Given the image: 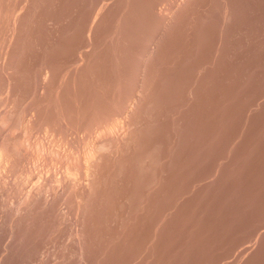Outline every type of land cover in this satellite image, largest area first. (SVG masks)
<instances>
[{"label": "rangeland", "instance_id": "374dc122", "mask_svg": "<svg viewBox=\"0 0 264 264\" xmlns=\"http://www.w3.org/2000/svg\"><path fill=\"white\" fill-rule=\"evenodd\" d=\"M0 36V264H264V0H0Z\"/></svg>", "mask_w": 264, "mask_h": 264}, {"label": "bare ground", "instance_id": "6f19581e", "mask_svg": "<svg viewBox=\"0 0 264 264\" xmlns=\"http://www.w3.org/2000/svg\"><path fill=\"white\" fill-rule=\"evenodd\" d=\"M0 37H1V36H0ZM5 39H6V38H5ZM2 40H3V39H2ZM0 44H1V43H0ZM1 45H2V44H1ZM10 51H12V50H10ZM11 53H12V52H11ZM17 59H18V58H17ZM12 64H13V63H12ZM4 67H5V66H4ZM48 67H49V66H48ZM1 68H2V67H1ZM44 68H45V67H44ZM10 69H11V68H10ZM16 69H17V68H16ZM49 69H51V68H49ZM49 69H48V70H49ZM3 70H4V69H3ZM8 70H9V69H8ZM46 70H47V69H46ZM48 70H47V71H48ZM14 71H15V70H14ZM42 71H43V70H42ZM42 71H41V72H42ZM10 72H11V71H10ZM44 72H45V71H44ZM15 73H16V72H15ZM47 73H50V72H46L45 75H47ZM51 73H52V72H51ZM39 74H40V73H39ZM43 74H44V73H43ZM43 74H42V75H43ZM50 75H51V74H50ZM43 76H44V75H43ZM48 76H49V75H48ZM51 76H52V75H51ZM40 77H41V76H40ZM45 77H46V76H45ZM17 78H18V77H17ZM50 78H51V77H50ZM46 80H48V78H47ZM46 80H45V82H46ZM67 80H68V79H67ZM76 80H77V79H76ZM76 80H75V81H76ZM122 80H123V79H122ZM40 81H41V80H40ZM72 81H73V79H72ZM118 81H119V80H118ZM118 81H117V82H118ZM120 81H121V80H120ZM120 81H119V82H120ZM66 82H67V81H66ZM70 82H71V81H70ZM78 82H79V80H78ZM78 82H77V83H78ZM121 82H123V81H121ZM42 83H44V82H42ZM48 83H50V82H48ZM68 83H69V82H68ZM73 83H76V82H73ZM85 83H87V82H85ZM85 83H84V84H85ZM40 84H41V82H40ZM46 85H48V84L46 83ZM40 86H41V85H40ZM49 86H50V84H49ZM43 87H44V86H43ZM43 87H40V89L43 88ZM118 88H119V87H118ZM44 89H45V87H44ZM49 89H50V88H49ZM55 89H57V88H55ZM138 89H139V88H138ZM42 90H43V89H42ZM52 90H53V89H52ZM45 91H46V90H45ZM50 91H51V90H50ZM55 91H56V90H55ZM113 91H114V90H113ZM113 91H112V92H113ZM37 92H38V91H37ZM39 92H40V91H39ZM41 92H42V91H41ZM58 92L60 93V91H58ZM85 92H86V91H85ZM87 92H88V91H87ZM90 92H92V91H90ZM117 92H118V91H117ZM117 92H116V93H117ZM42 93H43V92H42ZM44 93H45V92H44ZM44 93H43V94H44ZM110 93H111V92H110ZM137 93H138V92H137ZM37 94H38V93H37ZM46 94H47V93H46ZM50 94H51V92H50ZM50 94L48 95V98H49V99L51 98V97H49ZM63 94H64V93H63ZM67 94H69V93H67ZM71 94H72V93H71ZM71 94H70V95H71ZM77 94H79V92L76 93V95H77ZM81 94L85 95L86 93L84 94V93L82 92ZM119 94H120V93H119ZM119 94H118V95H119ZM126 94H127V93H126ZM44 95H45V94H44ZM59 95H60V94H59ZM64 95H65V97H66V94H64ZM79 95H80V94H79ZM88 95H89V93H88ZM88 95H87V96H88ZM93 95L95 96V94H93ZM120 95H122V94H120ZM128 95H129V94H128ZM132 95H133V94H132ZM134 95H135V94H134ZM134 95H133V96H134ZM15 96H16V95H15ZM15 96H14V97H15ZM39 96H40V95H39ZM53 96H54V92H53L52 98H53ZM94 96H93V97H94ZM114 96H116V94H115ZM14 97H13V98H14ZM43 97H46V96H43ZM59 97H60V96H59ZM63 97H64V96H63ZM76 97H77V96H76ZM78 97H79V96H78ZM78 97L75 98L76 101L78 100ZM88 97H90V96H88ZM93 97H92V98H93ZM116 97H117V96H116ZM126 97H127V96H126ZM40 98H41V97H40ZM56 98H57V97H56ZM80 98L82 99L83 97L81 96ZM84 98H86V96H85ZM90 98H91V97H90ZM90 98H88V99H90ZM92 98H91V99H92ZM118 98H119V97H118ZM120 98H121V97H120ZM127 98H128V97H127ZM61 99H62V98H61ZM67 99H68V97H67L66 99H63V100H67ZM69 99H71V98H69ZM69 99H68V100H69ZM72 99H73V98H72ZM72 99H71V101H72ZM81 99H80V100H81ZM88 99H87V100H88ZM93 99H95V97H94ZM114 99H115V98H114ZM114 99H113V101H114ZM124 99H125V96H124ZM134 99H135V98H134ZM45 100H46V99H45ZM51 100H53V99H51ZM80 100H78V101H80ZM115 100H116V99H115ZM120 100H121V99H120ZM122 100H123V98H122ZM122 100H121V101H122ZM139 100H140V99H138L137 101H139ZM13 101H14V100H13ZM31 101H32V100H31ZM33 101H34V99H33ZM39 101H41V100L39 99ZM42 101H43V100H42ZM46 101H47V100H46ZM53 101H54V100H53ZM56 101H57V99L55 100V102H56ZM58 101H59V100H58ZM71 101H69V103H70ZM90 101H92V100H90ZM90 101H89V102H90ZM93 101H94V100H93ZM93 101H92V102H93ZM95 101H96V99H95ZM43 102H44V101H43ZM49 102H50V100H49ZM60 102H61V101H60ZM60 102H59V103H60ZM63 102H64V101H63ZM66 102H67V101H66ZM85 102H87V101H85ZM85 102H84V103H85ZM89 102H88V104H89ZM114 102H115V101H114ZM56 103H57V102H56ZM80 103H81V105H83L82 102H80ZM93 103H94V102H93ZM93 103L91 104V107L93 106ZM126 103H128V102H126ZM130 103H131V102H130ZM12 104H13V103H12ZM44 104H47V102L44 103ZM52 104H53V103H52ZM97 104H98V103H96V105H97ZM116 104H117V103H116ZM120 104H121V103H120ZM133 104L136 105V103H133ZM47 105H48V104H47ZM57 105H58V104H57ZM71 105H72V103H71ZM75 105H76V104H75ZM85 105H86V104H85ZM131 105H132V103H131ZM12 106H13V105H12ZM27 106H28V105H27ZM34 106H35V105H34ZM45 106H46V105H45ZM50 106H52V105H50ZM54 106H55V105L53 104V107H54ZM66 106H69V105L66 104ZM72 106H73V105H72ZM89 106H90V105H89ZM120 106H121V105H120ZM127 106H128V105H127ZM144 106H145V105H144ZM30 107H31V106H30ZM40 107H41V106H40ZM47 107H48V106H47ZM56 107H57V106H56ZM58 107H59V106H58ZM69 107L71 108V106H69ZM81 107H82V106H81ZM98 107H99V106H98ZM122 107H124V104H123ZM129 107H130V105H129ZM43 108H44V107H43ZM76 108H77V106H76ZM78 108H79V106H78ZM83 108H84V107L80 108V110H81V109L83 110ZM127 108H128V107H127ZM127 108H126V109H127ZM133 108H134V107H133ZM133 108H131V109H133ZM137 108H138V107H137ZM10 109H11V108H10ZM28 109H29V108H28ZM47 109H48V108H47ZM56 109H57V108H56ZM67 109H68V107H67ZM73 109H74V108H73ZM73 109H72V110H73ZM89 109H90V108H89ZM97 109H98V108H97ZM99 109H101V108L99 107ZM135 109H136V108H135ZM0 110H1V109H0ZM25 110H26V109H25ZM33 110H34V109H33ZM57 110H58V109H57ZM70 110H71V109H70ZM87 110H88V109H87ZM120 110H121V109H120ZM127 110H129V109H127ZM140 110H142V109H140ZM2 111H3V110H2ZM9 111H10V110H9ZM22 111H24V110H22ZM27 111H28V110H27ZM43 111H44V110H43ZM85 111H86V110H85ZM102 111H103V110H102ZM121 111H122V110H121ZM124 111H125V110H124ZM28 112H29V111H28ZM38 112H39V110H38ZM40 112H41V111H40ZM48 112H49V111H48ZM54 112H55V111H54ZM65 112H67V111H65ZM75 112H76V110H75ZM75 112H74V113H75ZM77 112H79V110H78ZM89 112H92V113H93V110L88 111V113H89ZM94 112H95V109H94ZM104 112H105V111H104ZM131 112H132V110H131ZM138 112H139V111H138ZM0 113H1V112H0ZM17 113H18V112H17ZM24 113H25V112H24ZM33 113H34V112H33ZM60 113H61V112H60ZM70 113H73V112H70ZM97 113H100V112H97ZM120 113H121V112H120ZM120 113H119V114H120ZM122 113H123V112H122ZM125 113H126V112H125ZM129 113H130V112H129ZM136 113H137V112H136ZM8 114H9V113H8ZM10 114H11V113H10ZM13 114H14V113H13ZM22 114H23V113H22ZM40 114H41V113H40ZM46 114H47V112H46ZM51 114H52V113H51ZM66 114H67V113H66ZM86 114H87V113H85L84 115H86ZM93 114L95 115V113H93ZM106 114H109V113H106ZM119 114H118V115H119ZM138 114H139V113H138ZM6 115H7V114H6ZM18 115H19V114H18ZM24 115H27V114H24ZM24 115H23V116H24ZM30 115H31V114H30ZM38 115H39V114H38ZM58 115H59V113H58ZM87 115H88V114H87ZM98 115H99V114H98ZM103 115H104V114H103ZM116 115H117V114H116ZM132 115H133V114H132ZM134 115H135V114H134ZM44 116H45V115H44ZM69 116H70V115H69ZM75 116H76V115H75ZM77 116H78V113H77ZM77 116H76V117H77ZM80 116H81V115H80ZM80 116H79V117H80ZM100 116H101V115H100ZM100 116H99V117H100ZM113 116H114V115H113ZM113 116H112V117H113ZM123 116H124V115H123ZM128 116H129V115H128ZM24 117H25V116H24ZM24 117H23V118H24ZM56 117H57V115H56ZM67 117H68V116H67ZM85 117H86V116H85ZM96 117H97V116H96ZM101 117H102V116H101ZM112 117H109V120H110V121H111L110 118H112ZM5 118H6V117H5ZM29 118H30V117H29ZM31 118H32V117H31ZM48 118H49V117H48ZM50 118H51V117H50ZM57 118H58V117H57ZM64 118H65V117H64ZM68 118H69V117H68ZM72 118H73V116L71 115V120H72ZM81 118H82V116H81ZM93 118H94V116H93ZM127 118H128V117H127ZM18 119H19V118H18ZM43 119H44V117H43ZM46 119H47V118H46ZM83 119H85V118H83ZM87 119H88V117H87ZM89 119H91V117H90ZM89 119H88V120H89ZM101 119H102V118H101ZM1 120H2V119H1ZM7 120H8V119H7ZM15 120H16V119H15ZM23 120H24V119H23ZM33 120H34V117H33ZM38 120H39V119H38ZM38 120H37V121H38ZM47 120H48V119H47ZM54 120H55V119H54ZM62 120H63V119H62ZM68 120H69V122H70V119H68ZM77 120H78V119H77ZM79 120H80V118H79ZM85 120H86V119H85ZM88 120H87V121H88ZM98 120H99V118H98ZM114 120H115V119H114ZM116 120H117V119H116ZM127 120H128V119H127ZM3 121H4V118H3ZM25 121H26V120H25ZM37 121H36V122H37ZM51 121H52V120H51ZM83 121H84V120H83ZM83 121H82V123L84 124ZM90 121H93V120H90ZM99 121H100L101 124H102L103 121H101V120H99ZM99 121H97V122H99ZM1 122H2V121H1ZM15 122H16V121H14V124H15ZM31 122H32V119H31ZM33 122H34V121H33ZM36 122H35V124H36ZM42 122H43V121H42ZM65 122H67L66 119H65ZM72 122H73V121H72ZM79 122H80V121H79ZM94 122H95V121H94ZM100 122H99V123H100ZM105 122H107V121H105ZM105 122H103V123H105ZM108 122H109V121H108ZM108 122H107V125H106V126H107V129L110 130V129L108 128V127H109V126H108ZM121 122H122V121H121ZM5 123H6V122H5ZM11 123H12V122H11ZM24 123H25V122H24ZM48 123H49V122H48ZM53 123H55V122H53ZM73 123H74V122H73ZM86 123H88V122H86ZM89 123H90V122H89ZM111 123H112V122H111ZM114 123H115V122H114ZM114 123H113V124H114ZM117 123H118V122H117ZM117 123H115V125H116ZM126 123H127V121H126ZM128 123H129V122H128ZM131 123H132V122H131ZM41 124H42V123H41ZM55 124H57V123H55ZM58 124H59V123H58ZM64 124H65V123H64ZM67 124H68V123H67ZM71 124H72V123H71ZM92 124H93V122H92ZM101 124H99V125L96 124V125L100 126L99 129L102 128ZM121 124H122V123H121ZM121 124H119V125H121ZM43 125H44V124H43ZM45 125H47V124H45ZM50 125H51V124H49V126H50ZM59 125H60V124H59ZM68 125H69V124H68ZM74 125H75V124H74ZM84 125H85V124H84ZM84 125H83V126H84ZM87 125L89 126V124H87ZM93 125H94V124H93ZM110 125H111V124H110ZM115 125H114V126H115ZM129 125H130V124H129ZM0 126H1V125H0ZM17 126H19V125L16 124V128H17ZM24 126H25V125H24ZM27 126H28V125H27ZM32 126H33V125H32ZM34 126H35V125H34ZM34 126H33V127H34ZM54 126H56V125H54ZM75 126H76V125H75ZM81 126H82V124H81ZM81 126H79V127L81 128ZM98 126H96V128H97ZM106 126H105V127H106ZM114 126H113V127H114ZM141 126H142V125H141ZM2 127H3V126H2ZM2 127H1V128H2ZM11 127H12V126H11ZM19 127H20V126H19ZM35 127H36V126H35ZM35 127H34V129H35ZM45 127H46V126H44V128H45ZM52 127H53V124H52ZM110 127H112V125H111ZM12 128H13V127H12ZM25 128H26V127H25ZM36 128H37V127H36ZM48 128H49V127H48ZM72 128H73V126H72ZM74 128H76V127H74ZM77 128H78V126H77ZM80 128H78V129H80ZM86 128H87V126H86ZM91 128H92V126H91ZM96 128H93V129L96 130ZM115 128H116V127H115ZM129 128H130V127H129ZM39 129H40V128H39ZM42 129H43V128H42ZM68 129H69V126H68L67 130H68ZM81 129H82V128H81ZM83 129H85V128H83ZM88 129H90V128H87V130H88ZM97 129H98V128H97ZM99 129H98V130H99ZM103 129H104V128H103ZM111 129H112V128H111ZM116 129H117V128H116ZM116 129H115V130H116ZM144 129H145V128H144ZM23 130H24V129H23ZM26 130H27V128H26ZM51 130H52V128H51ZM58 130H59V129H58ZM67 130H64V131L66 132ZM91 130H92V129H91ZM100 130H101V129H100ZM113 130H114V129H113ZM113 130H112V131H113ZM115 130L113 131L114 134H115ZM120 130H121V128H120ZM37 131H38V130H37ZM40 131H41V130H40ZM80 131H81V130H80ZM80 131H79V132H80ZM85 131H86V130H85ZM85 131H84V132H85ZM101 131H102V130H101ZM101 131H100V132H101ZM118 131H119V130H118ZM2 132H3V131H2ZM21 132H22V131H21ZM25 132H26V131H25ZM33 132H34V131H33ZM46 132H47V131H46ZM70 132H72V134H73V131H70ZM70 132H69V134H71ZM81 132H83V131H81ZM88 132H89V131H88ZM90 132H91V131H90ZM93 132H94V131H93ZM93 132H91V133H93ZM98 132H99V131H98ZM103 132H104V131H103ZM108 132H109V131H108ZM113 132H112V133H113ZM7 133H8V132H7ZM77 133H78V132H77ZM109 133H111V130H110ZM109 133H108V134H109ZM3 134H4V133H3ZM3 134H1V135H3ZM21 134H22V133H21ZM39 134H40V133H39ZM60 134H61V133H60ZM67 134H68V133H67ZM67 134L65 133L64 135L66 136ZM98 134H99V133H98ZM100 134H101V133H100ZM104 134H105V132H104ZM108 134H107V136H108ZM124 134H125V136H123V137H126V133H124ZM12 135H13V134H12ZM14 135H15V134H14ZM22 135H23V134H22ZM28 135H29V134H28ZM43 135H44V134H43ZM50 135H51V134H50ZM74 135H75V134H74ZM92 135H93V134H92ZM92 135L90 136V134H89V137H90V138L93 137ZM95 135H96V134H95ZM112 135H113V134H112ZM112 135H111V136H112ZM10 136H11V135H10ZM31 136H32V134H31ZM39 136H40V135H39ZM68 136H70V135H68ZM79 136H80V135H79ZM96 136H99V135H96ZM96 136H95V137H96ZM105 136H106V135H103V138H104V139L106 138ZM109 136H110V134H109ZM18 137H19V136H18ZM18 137H17V140H18ZM49 137H50V136H49ZM66 137H67V136H66ZM66 137H65V138H66ZM74 137H75V136H73V138H74ZM76 137H77V136H76ZM76 137H75V138H76ZM81 137H82V136H81ZM99 137H100V136H99ZM113 137H114V135H113ZM22 138H23V137H22ZM29 138H30V137H29ZM37 138H38V137H37ZM45 138H46V137H45ZM45 138H43V139H45ZM70 138H71V137H70ZM73 138H72V140H73ZM85 138L88 139V137H85ZM96 138H97V137H96ZM118 138H119V137H117V140H118ZM121 138H122V137H121ZM10 139H11V138H10ZM38 139H39V138H38ZM49 139L51 140V138H48V140H49ZM59 139H60V138H59ZM63 139H64V138H63ZM77 139H78V137H77ZM77 139H75L76 141H74L73 144H75V142H79V141H78L79 139H78V140H77ZM91 139H92V138H91ZM91 139H90V140L88 139V140L91 141ZM106 139H107V138H106ZM109 139H110V138H109ZM115 139H116V138H115ZM53 140H54V139H53ZM64 140H65V139H64ZM67 140H69V138H67ZM67 140H66V142H67ZM83 140H84V139H83ZM96 140H97V139H96ZM96 140H94V141H96ZM98 140H99V138H98ZM124 140H125V139H124ZM129 140H130V139H129ZM14 141H15V140H14ZM23 141H24V140H23ZM33 141H34V140H33ZM36 141H37V140H36ZM51 141H52V140H51ZM61 141H62V140H61ZM69 141H70V140H69ZM94 141H91V142H94ZM100 141L103 142L104 140H102V138H101ZM106 141H107V140H106ZM110 141H111V140H109V142H110ZM115 141H116V140H115ZM11 142H12V141H11ZM28 142H29V141H28ZM59 142H60V141H59ZM71 142H72V141H70V143H71ZM122 142H123V141H122ZM122 142H121V143H122ZM128 142H129V141H128ZM7 143H8V142H7ZM25 143H26V142H25ZM45 143H46V142H45ZM64 143H65V142H64ZM64 143H63V144H64ZM82 143H83V142H82ZM84 143H85V142H84ZM84 143H83V144H84ZM96 143L99 144L98 142H96ZM0 144H1V143H0ZM8 144H9V143H8ZM23 144H24V143H23ZM29 144H30V142H29ZM37 144H38V143H37ZM48 144H49V143H48ZM73 144H70V145H69L70 147L68 146L69 148L72 147V148H71L72 151H73V146H72ZM77 144H78V143H77ZM77 144H76V145H77ZM79 144H80V143H79ZM83 144H82V145H83ZM89 144H90V143H89ZM92 144H93V143H92ZM97 144H96V145H97ZM103 144H104V143H103ZM105 144H107V143H105ZM10 145H11V144H10ZM14 145H15V144H14ZM14 145H13V146H14ZM17 145H18V144H17ZM21 145H22V144H21ZM27 145H28V144H27ZM35 145H36V144H35ZM40 145H41V142H40ZM40 145H39V147L37 146L39 149L42 148L43 143H42L41 146H40ZM58 145H59V144H58ZM58 145H56V146H58ZM64 145H65V144H64ZM64 145H63V146H64ZM76 145H74V146H76ZM82 145H81V146H82ZM87 145H88V144H87ZM101 145H102V144H101ZM18 146H19V145H18ZM28 146H30V145H28ZM50 146H51V145H50ZM61 146H62V144H61ZM65 146H66V145H65ZM84 146H86V145H84ZM84 146H83V147H84ZM118 146H119V145H118ZM146 146H147V145H146ZM25 147H26V146H24V148H25ZM31 147H32V145H31ZM45 147H46V146H45ZM47 147H48V146H47ZM77 147H78V146H77ZM87 147H88V146H87ZM93 147L96 148V146H94V145H93ZM93 147H92V148H93ZM109 147H110V146H109ZM113 147H114V146H113ZM113 147H112V148H113ZM29 148H30V147H29ZM33 148H34V145H33ZM33 148H32V149H33ZM35 148H36V147H35ZM38 148H37V149H38ZM49 148H50V147H49ZM65 148H67V147H65ZM65 148H64L63 150H65ZM74 148H76V147H74ZM81 148H82V147H81ZM84 148H85V147H84ZM84 148H83V149H84ZM124 148H125V147H124ZM155 148H156V147H155ZM12 149H13V148H12ZM39 149H38V150H39ZM55 149H56V148H55ZM57 149H58V148H57ZM61 149H62V148H61ZM83 149H82V150H83ZM85 149H86V148H85ZM89 149H90V148H89ZM97 149H98V148H97ZM20 150H21V149H20ZM30 150H31V149H30ZM34 150H35V149H34ZM63 150H62V151H63ZM66 150H67V149H66ZM75 150H77V148H76ZM75 150H74V151H75ZM86 150L88 151V149H86ZM91 150H93V149H90V151H91ZM99 150H100V149H99ZM116 150H117V149H116ZM140 150H141V149H140ZM7 151H8V149H7ZM14 151H15V150H14ZM17 151H18V150H17ZM23 151H25V150H23ZM39 151H40V150H39ZM41 151H43V150H41ZM41 151H40V155H41ZM53 151H54V150H53ZM60 151H61V150H60ZM62 151H61V152H62ZM74 151H73V152H74ZM79 151H80V149H79ZM84 151H85V150H84ZM87 151L84 152L85 155H86V153H87V156H88V157H89V156L92 157V156H93L92 153L89 151V152L91 153V154H89ZM93 151H95V150H93ZM105 151H106V150H105ZM108 151H109V150H108ZM108 151H107V152H108ZM111 151H112V150H111ZM0 152H1V151H0ZM18 152H19V151H18ZM18 152H16V154H17ZM29 152H30V151H28V153H29ZM58 152H59V151H57V153H58ZM63 152H64V151H63ZM69 152H70V151L68 150V153H69ZM73 152H70V153H71L70 155L73 156V154H72ZM75 152H76V151H75ZM75 152H74V154H75ZM77 152H78V151H77ZM96 152L99 153L98 151H96ZM96 152H95V153H96ZM115 152H116V151H115ZM117 152H118V151H117ZM137 152H138V151H137ZM144 152H145V150H144ZM37 153H38V155H39V152H37ZM42 153H43V152H42ZM46 153H47L46 156H47L48 154L50 155L49 151H47ZM52 153H54V152H52ZM57 153L55 152L54 154L57 155ZM68 153H67V154H68ZM93 153H94V152H93ZM110 153H111V152H110ZM142 153H143V151H142ZM14 154H15V153H14ZM25 154H26V153H25ZM29 154H30V153H29ZM31 154H32V153H31ZM58 154H59V153H58ZM65 154H66V153H65ZM78 154H79V153H78ZM78 154H77V156H78L77 158H76L75 155H74L75 158H74V157H73V158H74V159H78V158H79V155H78ZM81 154H82V153H80V155H81ZM88 154H89V155H88ZM105 154H106V153H103L104 157L107 155V154H106V155H105ZM113 154H114V153H113ZM17 155H18V154H17ZM17 155H16V159H17ZM19 155H20V154H19ZM22 155H23V154H22ZM36 155H37V154H36ZM49 155H48V156H49ZM52 155H53V154H52ZM52 155H51V157H52ZM56 155H55V156H56ZM59 155H63V153H61V154H59ZM59 155H58V157H59ZM70 155H67V157L69 158ZM83 155H84V154H83ZM83 155H82V156H83ZM85 155H84V156H85ZM94 155H95V154H94ZM97 155H102V154H101V152H100V153L97 154ZM103 155H102L101 157H103ZM8 156H9V155H8ZM20 156H21V155H20ZM55 156H53V157L55 158V159H54V162H55L56 159L61 160V159H60L61 157H60V158H57V156H56V157H55ZM112 156H113V155H112ZM134 156H135V155H134ZM144 156H146V155H144ZM144 156H143V157H144ZM23 157H24V156H23ZM29 157H30V155H29ZM34 157H35V156H34ZM38 157H39V156H38ZM43 157H44V156H43ZM49 157H50V156H49ZM64 157H65V156L63 155V159H66V157H65V158H64ZM88 157H87V158H84V159H87V160H88V159H89ZM94 157H95V156H93L92 159H95V160H96V158H94ZM96 157H98V156H96ZM104 157H103V158H104ZM109 157H110V156H109ZM146 157H147V156H146ZM35 158H36V157H35ZM47 158H48V157H47ZM47 158H46V159H47ZM80 158L82 159V157H80ZM114 158H115V157H114ZM117 158H118V157H117ZM140 158H141V157H140ZM154 158H155V157H154ZM154 158H153V160L156 159V158H155V159H154ZM16 159H15V160H16ZM19 159H20V158H19ZM25 159H26V158H25ZM25 159H24V160H25ZM30 159H31V158H30ZM42 159H44V158H42ZM46 159H45V160H46ZM84 159H82V160H84ZM92 159L90 158V160H92ZM100 159H101V158H100ZM100 159H99V160H100ZM105 159H107V158L105 157V158L103 159L104 164H105V162L107 163V161H106ZM111 159H112V157H111ZM48 160H49V159H47V162H48ZM50 160H52V159H50ZM59 160H58V161H59ZM69 160H70V159H69ZM71 160H72V158H71ZM90 160H89V161L84 160L85 162L82 161V163L84 164V163L91 162ZM95 160L92 161V162H93V164L91 165V166H92V167H91L92 169H93L94 167L97 168V165L100 164V163L98 162L99 164L96 163V165L93 166ZM109 160H110V159H108V161H109ZM114 160H115V159H113V161H114ZM144 160H145V159H144ZM156 160H157V159H156ZM18 161H19V160H18ZM21 161H23V160H21ZM26 161H27V160H26ZM32 161H33V160H32ZM56 161H57V160H56ZM61 161H62V160H61ZM63 161H64V160H63ZM66 161H68V160L66 159ZM66 161H64V162L62 163V165H63ZM72 161H73V160H72ZM72 161H70V162H72ZM74 161H75V160H74ZM79 161H80V159H79ZM103 161H100V162L103 163ZM113 161H111V164H112ZM115 161H116V160H115ZM118 161H119V160H118ZM14 162H16V161H14ZM44 162H45V161H44ZM49 162H51V161H49ZM49 162H48V163H49ZM92 162H91V163H92ZM96 162H97V160H96ZM122 162H123V161H122ZM125 162H126V161H125ZM142 162H144V161L142 160ZM145 162H146V161H145ZM39 163H40V162H39ZM55 163H56V162H55ZM66 163H67V162H66ZM66 163H65V164H66ZM68 163H69V162H68ZM78 163H79V162H78ZM80 163H81V161H80ZM113 163H114V162H113ZM155 163H156V161H155ZM25 164H26V163H25ZM43 164H44V163H43ZM45 164H47V163H45ZM58 164H61V162H60V163L58 162ZM65 164H64L63 166H65ZM72 164H73V163H72ZM75 164H76V163H75ZM107 164L109 165V163H107ZM107 164H105V165L107 166ZM114 164H115V163H114ZM116 164H117V163H116ZM141 164H142V163H141ZM144 164H145V163H144ZM3 165H4V164H3ZM18 165H19V164H18ZM62 165H61V167H63ZM79 165H80V164H79ZM84 165H85V164H84ZM100 165H101V164H100ZM105 165H104V166H105ZM112 165H113V164H112ZM118 165H121V163L118 164ZM122 165H123V164H122ZM43 166H44V165H43ZM47 166H48V165H47ZM66 166H68V164H67ZM66 166H65V167H66ZM69 166H70V163H69ZM69 166H68V167H69ZM73 166H74V165H73ZM82 166H83V165H82ZM87 166H88V168H89V165H88V164H87ZM87 166L85 165L86 168H87ZM114 166H115V165H114ZM145 166H146V165H145ZM17 167H18V166H17ZM32 167H34V166H32ZM37 167H38V166H37ZM41 167H42V166H41ZM57 167H59V166H57ZM98 167H99V166H98ZM101 167H102V165H101ZM101 167H100V168H101ZM117 167H118V166H117ZM143 167H144V165H143ZM147 167H148V165H147ZM147 167H146V168H147ZM14 168H15V167H14ZM24 168H25V167H24ZM26 168H27V167H26ZM71 168H72V167H71ZM80 168H81V166H80ZM86 168H85V169H86ZM88 168H87L86 171H88ZM102 168H103V167H102ZM102 168H101V170H102ZM106 168H107V167H106ZM106 168H103V170H105ZM115 168H116V167H115ZM115 168L113 169L114 172H115ZM122 168H123V167H122ZM124 168H125V167H124ZM139 168H140V167H139ZM0 169H1V168H0ZM40 169H41V168H40ZM67 169H68V168H66V170H67ZM72 169H73V168H72ZM74 169H75V168H74ZM81 169H83V167H82ZM81 169H79V170H81ZM98 169H99V168H98ZM98 169H97V170L95 169L96 172H98ZM116 169H117V168H116ZM119 169H120V168H119ZM153 169H154V168H153ZM12 170H13V169H12ZM21 170H22V169H21ZM45 170H46V168H45ZM66 170H65V171H66ZM69 170L71 171L70 168L68 169V171H66V174H67V175L71 173V172L69 173ZM76 170H77V169H76ZM79 170H78V171H79ZM101 170L99 169L100 172H101ZM107 170H109V168H108ZM111 170H112V169H111ZM137 170H138V169H137ZM144 170H145V169H144ZM15 171H16V170H15ZM65 171H64V172H65ZM81 171H82V170H81ZM84 171H85V170H84ZM89 171H90V169H89ZM113 171H112V173H113ZM146 171H147V170H145V172H146ZM153 171H154V170H153ZM13 172H14V171H13ZM19 172H20V171H19ZM19 172H18V174H19ZM24 172H25V171H24ZM36 172H37V171H36ZM52 172H53V171H52ZM64 172H63V173H64ZM90 172H91V171H90ZM100 172H99V174H100ZM118 172H119V174L121 173L120 170H119ZM151 172H152V171H151ZM154 172H155V171H154ZM1 173H2V172H1ZM20 173H23V172H20ZM41 173H42V172H41ZM41 173H40V174H41ZM58 173H59V172H58ZM74 173H75V172H74ZM80 173H81V172H80ZM82 173H83V172H82ZM92 173H93V172H92ZM92 173H91V174H92ZM101 173L103 174L104 172L102 171ZM105 173H106V172H105ZM105 173H104V175H105ZM143 173H144V172H143ZM11 174H12V173H11ZM16 174H17V173H16ZM45 174H47V173H45ZM76 174H77V173H76ZM83 174H84V173H83ZM83 174H82V175H83ZM85 174H86V173H85ZM88 174H89V173H88ZM88 174H87V175H88ZM91 174H90V176H91ZM93 174H95L96 177H95V176H92V177H95V178L97 179V184H99V183H98V178H97V177L102 176V174H101V175H98V174L95 173V172H94ZM93 174H92V175H93ZM109 174H110V172H109ZM114 174H116V173H114ZM117 174H118V173H117ZM123 174H124V173H123ZM125 174H126V173H125ZM139 174H142L141 171H139ZM147 174H148V173H147ZM147 174H146V175H147ZM24 175H25V174H24ZM33 175H34V174H33ZM43 175H44V174H43ZM63 175H64V174H63ZM71 175H72V174H71ZM87 175H86V176H87ZM112 175H113V174H112ZM150 175H151V173H150ZM152 175H153V174H152ZM13 176H14V175H13ZM17 176H18V175H17ZM17 176H16V177H17ZM52 176H53V175H52ZM75 176H76V175H75ZM80 176H81V175H80ZM86 176H85V177H86ZM123 176H125V175H123ZM136 176H137V175H136ZM144 176H145V175H144ZM154 176H155V175H154ZM20 177L22 178L23 176H20ZM25 177H26V176H25ZM30 177H31V176H30ZM37 177H38V176H37ZM44 177H46V176H43V177H41V178L44 179ZM59 177L62 178L63 176H62V177L59 176ZM64 177H67V176L64 175ZM81 177H82V176H81ZM87 177H89V176H87ZM102 177H103V176H102ZM107 177H108V175H107ZM113 177H114V175H113ZM113 177H112V178H113ZM13 178H14V177H13ZM17 178H18V177H17ZM23 178H24V177H23ZM39 178H40V177H39ZM49 178H50V177H49ZM68 178H70V177H67L66 179H68ZM83 178H84V177H83ZM95 178H94V179H95ZM105 178H106V176H105ZM124 178H125V177H124ZM133 178H134V177H133ZM142 178H143V177H142ZM6 179H7V178H6ZM73 179H76V178H73ZM91 179H92V178H91ZM99 179H100V177H99ZM101 179H102V178H101ZM107 179H108V178H107ZM110 179H111V178H110ZM125 179H127V178H125ZM134 179H135V178H134ZM149 179H150V178H149ZM154 179H155V177H154ZM154 179H153V180H154ZM17 180H18V179H17ZM40 180H41V179H40ZM46 180H47V179H46ZM46 180H45V181H46ZM49 180H50V179H49ZM58 180H59V179H58ZM63 180L66 181L65 179H63ZM71 180H72V177H71ZM71 180H70V181H71ZM76 180H78V179H76ZM80 180H81V179H80ZM85 180L88 181V180H90V179H85ZM85 180H84V181H85ZM115 180H116V179H115ZM135 180H136V179H135ZM156 180H157V179H156ZM156 180H154V181H156ZM0 181H1V180H0ZM24 181H25V179H24ZM26 181H27V179H26ZM29 181H30V179H29ZM32 181H33V180H32ZM34 181H36V180L34 179ZM34 181H33V182H34ZM38 181H39V180H38ZM61 181H62V179H61ZM72 181H73V180H72ZM81 181H82V180H81ZM87 181H85V182H87ZM92 181H93V180H92ZM103 181H105V180H103ZM109 181H110V180H109ZM111 181H112V180H111ZM121 181H122V180H121ZM141 181H142V179H141ZM41 182H42V181H41ZM43 182H44V180H43ZM59 182H60V181H59ZM94 182H95V180H94ZM112 182H114V181H112ZM116 182H118V177H117V181H116ZM129 182H130V181H129ZM133 182H134V181H133ZM135 182H136V181H135ZM138 182H139V181H138ZM26 183H28V182H26ZM36 183H37V182H36ZM39 183H40V182H39ZM71 183L75 184L76 181H75V183H74V181L71 182ZM82 183H83V182H82ZM100 183H103V182H100ZM107 183H108V182H107ZM109 183H110V182H109ZM120 183H121V182H120ZM22 184H23V183H22ZM50 184H51V183H50ZM65 184L67 185V183H65ZM73 184H72V185H73ZM77 184H78V183H77ZM87 184H88V183H87ZM93 184H94V183H93ZM105 184H106V183H105ZM117 184H119V182H118V183H115V185H117ZM141 184H142V183H141ZM144 184H146V183H144ZM154 184H155V183H154ZM31 185H33V183H32ZM81 185L84 186L83 184H80V186H81ZM94 185L96 186V183H95ZM94 185H93L92 187H95ZM99 185H100V184H99ZM99 185H97L96 187H100ZM106 185H107V184H106ZM137 185H138V184H137ZM139 185H140V184H139ZM142 185H143V184H142ZM155 185H156V184H155ZM19 186H20V185H19ZM21 186H22V185H21ZM35 186H36V185H35ZM44 186H45V185H44ZM74 186H75V185H74ZM76 186H77V185H76ZM82 186H81V188H82ZM86 186H87V185H86ZM86 186H85V187H86ZM102 186H103V185H102ZM122 186H123V185H122ZM125 186H128V185L126 184ZM135 186H136V185L134 184V187H135ZM140 186H141V185H140ZM38 187H40V185H39ZM49 187H50V186H49ZM64 187H65V186H64ZM71 187H72V186H71ZM85 187H83V188L86 189L87 187H86V188H85ZM90 187H91V186H90ZM111 187H113V186H111ZM120 187H121V185H120ZM134 187H132V188L136 190V188H134ZM137 187H139V186H137ZM146 187H147V186H146ZM24 188H25V187H24ZM24 188H23V189H24ZM30 188H31V187H30ZM30 188H29V189H30ZM35 188H36V187H35ZM41 188H43V186H42ZM45 188H47V187H45ZM66 188L68 189V187H66ZM76 188H77V187H76ZM109 188H110V187H109ZM113 188L115 189V187H113ZM123 188H124V187H123ZM132 188H131V190H132ZM139 188H140V187H139ZM149 188H150V187H149ZM31 189H32V188H31ZM37 189H38V188H37ZM54 189H55V188H54ZM56 189H57V188H56ZM69 189H71V188H69ZM84 189H82V193H83V190H84ZM90 189H91V188H90ZM90 189H87V191L89 190V191H88V192H89L88 194H90L91 192H92L91 194H93L94 191L91 190V192H90ZM95 189H96V188H95ZM97 189H98V188H97ZM119 189H120V188H119ZM147 189H148V188H147ZM19 190H20V189H19ZM27 190H28V189H27ZM32 190H33V189H32ZM40 190H41V189H40ZM42 190H44V189H42ZM78 190H79V189L77 188V193H78ZM102 190H104V189H102ZM111 190H112V189H111ZM124 190H125V189H124ZM149 190H150V189H149ZM30 191H31V190H30ZM34 191H35V190H34ZM47 191H48V190H47ZM52 191H53V190H52ZM66 191H67V190H66ZM85 191H86V190H85ZM87 191H86V193H87ZM143 191H144V190H143ZM42 192H43V191H42ZM71 192H72V190L70 191V193H71ZM95 192H96V191H95ZM95 192H94V193H95ZM107 192H108V191H107ZM112 192H113V191H112ZM114 192H115V190H114ZM138 192H139V191H138ZM147 192H149V191H147ZM150 192H151V191H150ZM150 192H149V193H150ZM19 193H20V192H18V194H19ZM34 193H35V192H34ZM37 193H39V192H37ZM46 193H47V192H46ZM48 193H49V192H48ZM50 193H51V192H50ZM74 193H75V192H74ZM82 193H81V196H82ZM86 193H85V194H86ZM117 193H118V192H117ZM123 193L125 194L124 191H123ZM20 194H21V193H20ZM31 194H32V193H31ZM88 194H87V197H86V198H88ZM101 194H102V193H101ZM114 194H116V193H114ZM114 194H112V195L114 196ZM124 194H123V196H124ZM24 195H25V194H24ZM28 195H29V193H28ZM28 195H26V196H28ZM45 195H46V194H45ZM57 195H58V194H57ZM70 195H71V194H70ZM79 195H80V194H79ZM79 195L76 194L75 196H77V198H78ZM83 195H84V193H83ZM141 195H142V194H141ZM145 195H146V194H145ZM33 196H34V195H33ZM63 196H64V195H63ZM73 196H74V195H73ZM81 196H79V197H81ZM84 196H86V195H84ZM116 196H118V195H116ZM133 196H134V195H132V197H133ZM137 196H139V195H137ZM21 197H22V196H21ZM82 197H83V196H82ZM119 197H120V195H119ZM135 197H136V195H135ZM142 197H143V196H142ZM144 197H145V196H144ZM32 198H33V197H32ZM68 198H69V197H68ZM73 198H74V197H73ZM77 198H76V201H77ZM86 198H85V199H86ZM105 198H106V197H105ZM124 198H125V197H124ZM129 198H130V196H129ZM22 199H24V198L22 197ZM34 199L36 200V198H34ZM78 199H79V198H78ZM80 199H82V198H80ZM80 199H79V200H80ZM83 199H84V198H83ZM89 199H90V198H89ZM98 199H99V198H98ZM98 199H97V201H98ZM126 199L128 200L127 197H126ZM126 199H125V200H126ZM140 199H141V198H140ZM28 200H30V199H28ZM55 200H56V199H55ZM55 200H54V201H55ZM57 200H58V199H57ZM71 200H72V198H71ZM73 200H74V199H73ZM90 200H91V199H90ZM93 200H94V199H93ZM99 200H100V199H99ZM111 200H112V199H111ZM111 200H110V201H111ZM114 200H115V198H114ZM114 200H113V202H114ZM118 200H119V199H118ZM25 201H26V199H25ZM37 201H38V199H37ZM41 201H42V200H41ZM47 201H48V199H47ZM101 201H102V200H101ZM101 201H99V202H101ZM51 202H52V201H51ZM61 202H62V201H61ZM68 202H69V201H68ZM72 202H73V201H72ZM83 202H84V201H83ZM87 202H88V201H87ZM90 202H91V201H90ZM115 202H116V200H115ZM121 202H122V201H121ZM121 202H120V203H121ZM57 203H58V202H57ZM64 203H65V202H64ZM69 203H70V202H69ZM76 203H77V202H76ZM76 203H75V204H76ZM120 203H119V204H120ZM123 203H124V202H123ZM123 203H122V204H123ZM125 203H126V202H125ZM130 203H131V202H130ZM44 204H45V203H44ZM44 204H43V205H44ZM46 204H47V203H46ZM54 204H55V203H54ZM65 204H66V203H65ZM79 204H80V203H79ZM91 204H92V203H91ZM97 204H98V202H97ZM109 204H110V203H109ZM109 204H108V205H109ZM119 204L117 203V205H119ZM126 204H127V203H126ZM133 204H134V203H133ZM133 204H132V205H133ZM66 205H67V204H66ZM71 205H72V204H71ZM83 205H84V204H83ZM94 205H95V204H94ZM98 205H99V204H98ZM114 205H115V204H114ZM128 205H129V204H128ZM54 206H55V205H54ZM62 206H64V205H62ZM68 206H69V205H68ZM81 206H82V205H81ZM100 206H101V205H100ZM120 206H121V205H119V207H120ZM78 207H79V206H78ZM85 207H86V205H85ZM121 207H122V206H121ZM130 207H132V206H130ZM54 208H55V207H54ZM82 208H83V206H82ZM113 208H114V207H113ZM122 208H123V207H122ZM122 208H120V209L122 210ZM61 209H62V208H61ZM63 209H65V208L63 207ZM70 209H71V208H70ZM86 209H87V208H86ZM88 209H89V208H88ZM91 209H92V208H91ZM114 209H115V208H114ZM127 209H128V208H127ZM68 210H69V209H68ZM83 210H84V209H83ZM92 210H93V209H92ZM106 210H107V209H106ZM112 210H113V209H112ZM75 211H76V210H75ZM119 211H120V210H119ZM62 212H63V211H62ZM83 212H85V210H84ZM89 212H90V211H89ZM93 212H94V211H93ZM120 212H121V211H120ZM67 213H68V212H67ZM67 213H66V214H67ZM91 213H92V212H91ZM94 213H95V212H94ZM108 213H109V212H107V214H108ZM111 213H113V216L115 215L113 211H112ZM115 213H116V212H115ZM118 213H119V212H118ZM69 214H71V213H69ZM77 214H78V212H77ZM98 214H99V213H98ZM64 215H65V211H64ZM73 215H74V214H73ZM90 215H91V214H90ZM94 215H95V214H94ZM99 216H101V215H99ZM99 216H98V217H99ZM122 216H125V215H122ZM68 217H69V216H68ZM77 217H78V216H77ZM90 217H91V216H90ZM114 217H115V216H114ZM114 217H112V218L115 219ZM118 217H119V216H118ZM63 218H64V217H63ZM70 218H72V217H70ZM87 218H89V217L87 216ZM106 218H108V217L106 216ZM116 218H117V216H116ZM65 219H66V218H65ZM110 219H111V218H109V220H110ZM119 219H120V218H119ZM69 220H70V219H69ZM71 220H72V219H71ZM71 220H70V221H71ZM79 220H80V219H79ZM82 220H83V219H82ZM82 220H81V222H82ZM103 220H104V219H103ZM105 220H106V219H105ZM76 221H77V220H76ZM117 221H119V220H117ZM78 222H79V221H78ZM85 222H86V221H85ZM96 222H97V221H96ZM100 222H101V221H100ZM111 222H112V220H111ZM114 222H115V221H114ZM114 222H112L113 225L115 224ZM89 223L91 224V223H93V222L91 221V222H89ZM98 223H99V222H98ZM99 224H100V223H99ZM106 224H107V223H106ZM106 224H105V225H106ZM96 225H97V224H96ZM102 225H103V224H102ZM102 225H101V226H102ZM116 225H117V224H116ZM120 225H121V224H120ZM97 226H99V225H97ZM109 226H110V224H109ZM111 226H112V225H111ZM90 227H91V226H90ZM99 228H101V227H99ZM104 229H105V228H103V230H104ZM82 230H83V226H82ZM85 230H86V229H85ZM106 230H107V229H106ZM109 230H112V229H109ZM100 231H102V230H100ZM112 231H113V230H112ZM86 232H87V231H86ZM102 232H103V231H102ZM104 232H105V231H104ZM113 232H114V231H113ZM80 233H81V232H80ZM97 233H98V231H97ZM100 233H101V232H100ZM109 233H110V232H109ZM114 233H115V232H114ZM114 233H113V234H114ZM111 234H112V233H111ZM96 235H97V234H96ZM102 235H103V234H102ZM105 235H106V234H105ZM108 236H109V235H108ZM107 245H109V244H107ZM113 246H114V245H113ZM115 246H116V245H115ZM117 246H118V245H117ZM117 246H116V247H117ZM124 246H125V245H124ZM121 247H122V245H121ZM113 248H114V247H113ZM122 248H124V247H122ZM103 249H104V248H103ZM118 249H119V248H118Z\"/></svg>", "mask_w": 264, "mask_h": 264}]
</instances>
